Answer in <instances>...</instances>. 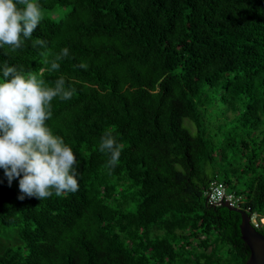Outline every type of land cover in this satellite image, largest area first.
I'll use <instances>...</instances> for the list:
<instances>
[{
    "label": "trees",
    "instance_id": "16d2710c",
    "mask_svg": "<svg viewBox=\"0 0 264 264\" xmlns=\"http://www.w3.org/2000/svg\"><path fill=\"white\" fill-rule=\"evenodd\" d=\"M41 4L71 9L0 60L47 69L69 49L42 78L74 89L49 123L77 155L79 190L21 201L0 170V232L16 234L0 264H245L240 214L204 190L218 179L244 193L264 235V0ZM106 132L122 145L112 170L97 148Z\"/></svg>",
    "mask_w": 264,
    "mask_h": 264
},
{
    "label": "clouds",
    "instance_id": "9594fccd",
    "mask_svg": "<svg viewBox=\"0 0 264 264\" xmlns=\"http://www.w3.org/2000/svg\"><path fill=\"white\" fill-rule=\"evenodd\" d=\"M43 18L41 0H0V49L7 47L12 52L20 49L26 41L32 40ZM35 44L47 47L44 40L36 39ZM67 57L69 49L63 48L52 61L45 60L44 63L50 65L47 69L38 70H25L0 60V170L9 187L14 180L18 181L17 198L21 201L32 197L41 201L53 194L60 197L79 190L77 155L49 123L53 117V101L71 100L74 89L64 76L58 77L54 86H49L42 78L45 70L60 69V61ZM97 148L108 156L106 166L112 170L122 153L116 135L104 133ZM212 181L222 183L226 191L224 182ZM242 210L248 213L249 222L257 229L250 219L254 212Z\"/></svg>",
    "mask_w": 264,
    "mask_h": 264
},
{
    "label": "water",
    "instance_id": "95a60500",
    "mask_svg": "<svg viewBox=\"0 0 264 264\" xmlns=\"http://www.w3.org/2000/svg\"><path fill=\"white\" fill-rule=\"evenodd\" d=\"M226 202H223L222 206L238 212L241 216L239 223L241 239L246 243L250 251L245 264H264V235L251 225L246 211L229 206Z\"/></svg>",
    "mask_w": 264,
    "mask_h": 264
},
{
    "label": "rangeland",
    "instance_id": "374dc122",
    "mask_svg": "<svg viewBox=\"0 0 264 264\" xmlns=\"http://www.w3.org/2000/svg\"><path fill=\"white\" fill-rule=\"evenodd\" d=\"M71 9V6H66V7H57V8H51V9H42L43 11V19L56 23V22H60L66 15V13ZM234 183V187L233 190L235 191H241L242 189L244 191H250V185H241V183ZM241 202L240 204L242 205L243 203H245V194H241ZM242 208V207H241ZM8 237H12L15 238L16 234L15 231L13 230V228L8 227L7 229H3L0 232V242H6L8 240H11V238ZM6 238V239H5ZM8 238V239H7Z\"/></svg>",
    "mask_w": 264,
    "mask_h": 264
},
{
    "label": "built area",
    "instance_id": "2783aa9c",
    "mask_svg": "<svg viewBox=\"0 0 264 264\" xmlns=\"http://www.w3.org/2000/svg\"><path fill=\"white\" fill-rule=\"evenodd\" d=\"M207 202L211 205H219L222 201H227L230 206H239L241 200L240 197H235L233 193H227L225 187L222 183L212 181L210 183L209 189L206 191ZM251 221L254 223V226H258L256 220V214H252ZM261 221H264L261 219Z\"/></svg>",
    "mask_w": 264,
    "mask_h": 264
}]
</instances>
